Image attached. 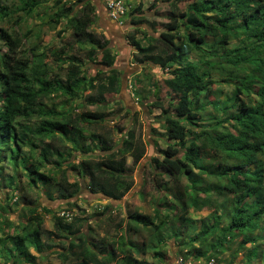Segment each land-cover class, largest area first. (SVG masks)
Segmentation results:
<instances>
[{
  "label": "trees",
  "instance_id": "1",
  "mask_svg": "<svg viewBox=\"0 0 264 264\" xmlns=\"http://www.w3.org/2000/svg\"><path fill=\"white\" fill-rule=\"evenodd\" d=\"M8 1L0 0V24L9 20ZM12 1L17 3L13 11L27 18L44 4L43 0ZM167 1L171 18L156 38L142 32L141 42L136 30L126 36L136 66L166 72L162 85L174 101V115L163 108L157 94L150 105L160 111L162 136L170 143L148 164L153 190L162 195L159 204L152 216L134 213L125 223L118 222L115 231L121 234L111 242L82 233V219L67 223L53 217L54 235L64 240L68 252L60 257L70 256L73 264H164L163 249L171 241L184 261L212 264L241 238L232 257L243 253L246 263L260 259L264 264V0ZM183 3L186 8L180 10ZM77 4L80 10L73 15L62 0H55L47 18L54 24L68 20L75 44L89 47V61L101 54V65L112 68L101 81L79 74L73 65L61 78L41 59L40 47L31 49V60L16 57L21 39L0 28L5 48L0 52V189L11 194L7 205L0 206V264H36L48 249L43 216L50 212L43 208L38 214L32 191L45 188L49 200H68L81 190L78 172L94 180L89 158L98 153L96 157L109 160L146 154V144L134 129L124 134L119 148L110 138L86 131L105 121L106 115L99 111L106 95L120 92L121 73L113 68L109 43L89 32L96 8L89 0ZM140 9L138 5L125 13L131 25L147 24L156 31L158 25L142 17ZM192 53L198 55L196 63L188 60ZM215 73L225 79L219 83L231 88L220 107L204 96L206 81ZM152 87L158 89L157 83ZM53 97L63 98L67 105L79 99L98 112L68 115L55 105L47 106ZM207 108L228 118L206 124L202 115ZM74 154L82 158L79 163L69 162ZM128 172L117 170V177L100 190L105 198L119 202L132 190ZM69 176H75L73 183ZM21 178L25 185L20 188ZM89 189L93 194L99 191L92 185ZM20 191L22 195L14 196ZM12 206L23 210L26 224L8 221ZM204 208L212 212L205 230L198 231L189 210ZM143 235L141 243L135 241Z\"/></svg>",
  "mask_w": 264,
  "mask_h": 264
},
{
  "label": "rangeland",
  "instance_id": "2",
  "mask_svg": "<svg viewBox=\"0 0 264 264\" xmlns=\"http://www.w3.org/2000/svg\"><path fill=\"white\" fill-rule=\"evenodd\" d=\"M78 0H62L66 9L72 10V14H78L80 10V4H77ZM91 5H94V0H89ZM127 8V13L132 9H136L141 6V16L149 21L155 22L157 26L156 31L150 29L147 24H140L132 26L130 23V17L125 16L122 19L121 24L114 22L106 23L105 19L101 20L100 15L97 14L94 23L89 29V32L96 35L98 38H102L103 41L109 43L108 48L111 54L115 57V63L113 68L121 73V89L120 92L111 95H106V104L99 111L100 114H104L105 121L100 128L95 127L87 129L92 130L97 134H102L112 140L114 146L121 147V142L126 134L130 130H135L136 135L140 136V140L146 144V154L143 157L131 159L129 157L120 158L118 160H109L107 158L94 157L89 158L91 165L94 166V180L90 182L89 178L78 172L77 182L81 186L79 193L68 200L54 199L49 200L45 195L46 189H39L38 191H32L33 198L36 201L38 207V214L42 215L41 209H46L50 212L49 215L43 216V229L46 232L45 237H49L48 249L45 253L38 256L36 264H73V260L69 256L67 259L60 256H67L68 252L66 247L62 246L64 240L57 238L54 234L53 217H59L62 212L69 213L71 215L70 221L73 219L84 220L81 232L85 234H91L95 240H104L105 242H111L115 240V234L118 236L120 232L115 231V227L118 222H126L129 214L138 213L144 216H152L153 210L159 204L160 195H157L153 190L151 182V170L148 168V164L151 158L159 157V151L164 150L168 143L162 136L164 134L161 119V113L157 109H153L150 105L155 101L154 94L162 100L163 108L174 115V109L172 107L173 96L164 89L162 82L168 75L166 72H162L158 68L149 66L141 68L136 66L132 62L133 49L129 46L126 36L132 34L134 30L137 31L136 39L139 38L143 42L142 32L157 37L158 34L164 31L162 25L166 24L171 18L169 15L170 4L167 0H123ZM44 4L36 11L32 17H25L21 13H15L13 11L14 6L17 5L15 1L9 0L8 6L9 17L7 21L0 24V28L7 31V33L17 36L21 39V47L17 52L16 57L28 58L31 60V49L34 46L40 47L37 52L41 59L46 64H50L53 72L61 78L66 77L70 70V65H73L79 71V74H83L86 77H94L97 81L103 80L108 70L112 68H106L101 65V54L98 53L93 62L88 60L89 47L85 45H77L74 42L73 30L68 23V20H61L58 24L50 22L47 15L51 14L55 0H43ZM105 0H99L98 9L104 8ZM187 3L180 4L178 7L180 10H184ZM112 24H115L117 30H112ZM30 32V34H26ZM0 52H5L4 46L0 43ZM74 58L75 60H71ZM70 59V61H69ZM189 61L196 63L198 55L190 54ZM73 70V68H72ZM148 79L151 80V85H148ZM225 80L224 77L212 74L211 78L207 80L208 91L204 93L205 100L207 102H213L218 104L219 107L227 100L228 95L231 92L229 85L225 83H219ZM157 83L158 89L152 87V83ZM158 90V92H157ZM85 96H88L90 92H85ZM244 103L246 99L241 98ZM49 108L55 105L58 111L64 112L68 115H81L92 114L95 115L97 109L89 106H85L82 100L74 101L71 104H65V100L59 97H53L50 101H46ZM204 123H211L213 121H223L228 118V115H223L221 112L215 113L211 108H207L206 113L202 115ZM75 158V159H74ZM69 159V158H68ZM82 160L78 154H74L73 158L69 159L70 163L76 164ZM128 170L133 179L132 190L119 202L109 200L103 196L100 190L103 191L107 188V185L117 177V170ZM131 171V172H130ZM70 173H68L69 175ZM75 179L69 176L68 182L73 183ZM25 179L21 178L19 187L25 185ZM91 185L94 189H98V193H91ZM10 192L0 189V206H6L8 203L7 198L10 196ZM22 195L20 192H15L14 196L19 197ZM160 196V197H159ZM70 205V206H69ZM75 205V206H74ZM11 206V205H10ZM74 206V207H73ZM165 207H159L160 211L164 213ZM107 209V211H105ZM11 211L8 213V221L15 226H21L26 224V218L23 216L24 212L21 209L16 210V207L12 206ZM223 210V209H222ZM211 210L204 208L199 212L189 210V218L196 222L195 228L198 231L205 230L206 219L208 218ZM22 223V224H21ZM11 232V231H9ZM50 234V236L48 235ZM146 237L138 236L135 240L141 243ZM45 240V239H44ZM241 238H237L229 249L222 251L219 258L213 260L212 264H262L260 259L246 263V258L243 253H239L237 256L232 257L237 247V242H240ZM259 244V243H258ZM260 245V244H259ZM248 247V245H247ZM247 250H251L248 247ZM166 254V261L164 264H207L203 260H189L184 261L182 256L178 253V248L173 242H169L168 246L163 249ZM32 255H36L31 251ZM10 264H27L23 262L10 263Z\"/></svg>",
  "mask_w": 264,
  "mask_h": 264
},
{
  "label": "built area",
  "instance_id": "3",
  "mask_svg": "<svg viewBox=\"0 0 264 264\" xmlns=\"http://www.w3.org/2000/svg\"><path fill=\"white\" fill-rule=\"evenodd\" d=\"M104 8L108 19L116 24H121L122 19L125 17V13H127V8L123 0H105ZM59 217L64 221H70L72 218L71 215L66 212H62Z\"/></svg>",
  "mask_w": 264,
  "mask_h": 264
},
{
  "label": "crops",
  "instance_id": "4",
  "mask_svg": "<svg viewBox=\"0 0 264 264\" xmlns=\"http://www.w3.org/2000/svg\"><path fill=\"white\" fill-rule=\"evenodd\" d=\"M94 1H95L94 5L97 8V14L100 15L101 20L105 19L104 22H106V23H108V21L111 22L110 19H108V17H107L105 9H100V10L98 9L99 0H94ZM112 27H113L112 28L113 31L117 30V28H118L115 24H112Z\"/></svg>",
  "mask_w": 264,
  "mask_h": 264
}]
</instances>
